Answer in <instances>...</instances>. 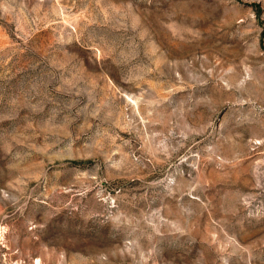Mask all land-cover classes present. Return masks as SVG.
Returning <instances> with one entry per match:
<instances>
[{
    "label": "rangeland",
    "instance_id": "1",
    "mask_svg": "<svg viewBox=\"0 0 264 264\" xmlns=\"http://www.w3.org/2000/svg\"><path fill=\"white\" fill-rule=\"evenodd\" d=\"M0 264H264V0H0Z\"/></svg>",
    "mask_w": 264,
    "mask_h": 264
}]
</instances>
